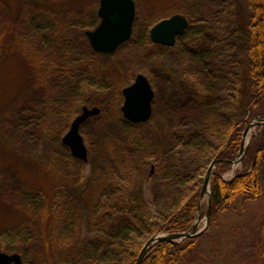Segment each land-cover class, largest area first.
Segmentation results:
<instances>
[{"label":"rangeland","instance_id":"374dc122","mask_svg":"<svg viewBox=\"0 0 264 264\" xmlns=\"http://www.w3.org/2000/svg\"><path fill=\"white\" fill-rule=\"evenodd\" d=\"M133 1L131 36L105 55L93 51L83 34L100 21L97 16L83 26L99 0H0L1 44L22 47L7 51L5 44L0 53V250L18 254L24 264H50L51 252L53 264H103L101 255L91 256L97 248L125 262L127 251L160 234L161 216L193 191L183 181L185 165L224 147L239 124L237 101L250 99L237 23L249 15L242 0ZM178 13L190 18V28L173 46L153 43L152 26ZM26 54L41 62L38 72L23 65ZM138 73L154 91L152 114L129 128L120 114V88ZM84 106L99 108L80 127L86 162L62 143ZM213 161L196 179L200 191ZM261 161V199L234 201L208 231L201 210L198 230L205 229L183 264H264V155ZM240 169L233 163L223 178ZM51 191L46 209L43 193ZM133 199L138 210L129 218L145 224L127 235L134 243L128 246L117 233L125 222L124 200ZM84 202L96 205L92 221ZM206 203V196L200 199ZM106 206L124 211L112 209L109 221L99 219Z\"/></svg>","mask_w":264,"mask_h":264},{"label":"trees","instance_id":"16d2710c","mask_svg":"<svg viewBox=\"0 0 264 264\" xmlns=\"http://www.w3.org/2000/svg\"><path fill=\"white\" fill-rule=\"evenodd\" d=\"M242 2H244L245 10L249 12V15L243 19V22L239 21L237 23L243 27L244 38L242 44L244 46V55L247 58V65L245 67L244 74L247 76L248 95L250 99L246 101V103L242 97L241 98L243 100L237 101V118L239 119V124L228 135L226 140L227 142L224 147L219 149L216 154L206 156V159L202 160V163L195 161V163L191 162L189 165H185L183 168V170H185L183 181L186 182L189 180L195 188L193 187L194 189H191L193 191L188 192L189 194L187 195L186 200L183 201L174 212L166 214L165 216H161L162 227L159 228L160 233L167 234L187 232L197 218L198 205L201 206L203 214L206 215L208 206L207 203L205 205L206 207L200 204V189H198L197 180H201L199 175H202L204 167L206 166L205 162L209 159L216 161V174L211 176L209 181L210 212L208 214L209 218L206 225L207 231L217 225L219 219L225 212L229 210V208L232 206L231 204L234 201L260 200L263 196L260 182L261 172L259 171V164L262 162L261 159L264 155V124L258 126V134L250 139V142L246 147V153L239 161L241 169L235 172L236 174L232 179L226 181L223 178V174L228 173V171L231 170L234 163L233 161L238 155V150L241 144V135L247 123L257 117H264V0H242ZM96 17L97 8L93 9L92 14L88 16V22L83 26H91L94 24ZM189 19L190 18H188V20ZM233 23L236 24L235 22ZM217 24L220 26L219 21ZM191 25L192 22L189 20L188 28H190ZM83 34L85 35V31ZM67 38H69V36H67L66 39ZM5 44H7V51H9V49L15 48L16 50H20V48L22 49V47L18 44ZM5 44H1L0 40V53L3 51ZM23 65H26L30 70L38 72L41 62L36 56H28L26 54V60L23 61ZM232 67V65L228 67L230 73L234 72V67ZM238 80L240 81V77H238ZM120 90H122V88H120ZM246 115L247 120L244 121L243 118ZM123 120L125 123L130 125L128 126L129 128H133V126L136 125L134 123L128 122L124 118ZM166 170L167 168L165 167L163 172ZM58 189L55 191L58 192ZM96 191H98V189H96ZM52 192L53 191L48 193V195L46 193L47 196L45 193L41 192L43 193L45 201L47 202L46 209L48 200L51 199ZM80 195H82L85 199L88 198L87 192H83L82 190ZM105 195L106 192L101 194V196ZM98 196L99 195H96L95 199ZM83 204H89V202H84ZM86 207L88 211L87 219L92 221V219H94L96 216L90 218L91 214L98 212L96 205L92 202ZM123 207L126 209L125 214L122 216L125 222L123 223V227L118 230L117 238L119 240L125 241V244L130 246V244L133 242L126 241L127 235L130 233L132 234L133 232L135 233V229H137L139 226H143L145 222L142 218H138L139 220L134 221L130 220L129 218L130 215L137 214L136 211L138 210V204L136 199L131 200V202L130 200H124ZM105 208V211L103 210L101 212L102 216H99V219L104 218V220L109 221L108 218L111 216L110 212H112V209H116L119 214L120 212L124 211L122 210L123 208H119L118 210L115 206L109 208L106 206ZM200 236L201 235L196 237H188L178 242H157L154 246H151L148 250H146L147 252L143 256L141 264H183L185 261L184 259L189 255V253L193 252L198 247ZM140 250L141 246L128 250L127 252L129 256L125 262L122 261L121 257H114L115 252H108L109 250L107 249L100 250L97 248L96 251L93 250L90 253L92 257L94 254L96 256L98 254L101 255V262L103 264H136V259L141 252ZM48 255L49 263L53 264L54 258L52 257H55L54 254L51 252L52 256L50 254Z\"/></svg>","mask_w":264,"mask_h":264},{"label":"water","instance_id":"95a60500","mask_svg":"<svg viewBox=\"0 0 264 264\" xmlns=\"http://www.w3.org/2000/svg\"><path fill=\"white\" fill-rule=\"evenodd\" d=\"M135 7L133 0H99L97 16L100 19L99 23L91 31H85V36L93 51L102 54L113 55L116 48L125 43L132 32V24L135 19ZM189 27V20L186 16L178 13L168 16V18L157 21L149 31V38L155 44L162 46H173L177 38L182 35ZM123 101L120 107L123 117L131 123L141 124L146 122L151 117L152 99L154 91H152L150 82L145 75L138 73L133 79V82L122 89ZM99 108L97 107H82L81 112L76 115V118L69 125V130L62 137V143L70 149L71 156L82 161H87V148L84 145V138L80 134L81 125L91 116H97ZM264 124V117H257L251 120L245 127L241 135V144L239 152L235 160L238 164L240 159L246 153V137L250 128ZM216 161L211 162L208 167L203 182L202 189L199 193L200 199L207 197V213L206 225L208 221V214L210 212V178L216 173L213 171ZM197 219L191 225L187 232L156 234V236L149 238L146 244L141 248L136 264H141L143 256L146 254L151 246H154L160 241L178 242L188 237H196L205 229L198 230V224L201 221L200 212L201 206L198 205ZM0 264H23L21 257L15 253H6L0 250Z\"/></svg>","mask_w":264,"mask_h":264}]
</instances>
